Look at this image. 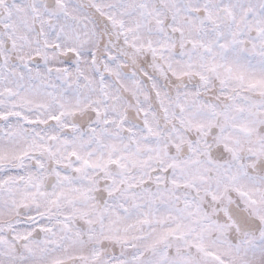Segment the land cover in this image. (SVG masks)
I'll list each match as a JSON object with an SVG mask.
<instances>
[{
    "label": "snow or ice",
    "instance_id": "snow-or-ice-1",
    "mask_svg": "<svg viewBox=\"0 0 264 264\" xmlns=\"http://www.w3.org/2000/svg\"><path fill=\"white\" fill-rule=\"evenodd\" d=\"M0 264H264V0H0Z\"/></svg>",
    "mask_w": 264,
    "mask_h": 264
}]
</instances>
